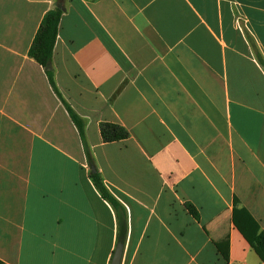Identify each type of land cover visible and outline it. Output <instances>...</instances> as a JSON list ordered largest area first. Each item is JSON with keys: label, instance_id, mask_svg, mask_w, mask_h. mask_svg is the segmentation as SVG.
Listing matches in <instances>:
<instances>
[{"label": "crops", "instance_id": "1", "mask_svg": "<svg viewBox=\"0 0 264 264\" xmlns=\"http://www.w3.org/2000/svg\"><path fill=\"white\" fill-rule=\"evenodd\" d=\"M260 60L264 0H0L1 264H264Z\"/></svg>", "mask_w": 264, "mask_h": 264}, {"label": "trees", "instance_id": "2", "mask_svg": "<svg viewBox=\"0 0 264 264\" xmlns=\"http://www.w3.org/2000/svg\"><path fill=\"white\" fill-rule=\"evenodd\" d=\"M59 19H60V11L57 9L51 10L45 15L29 49V56L38 65L44 68L50 86L52 87L56 95L60 98L59 93L52 80V73L49 69L52 50L57 36ZM260 63L264 68V61L260 60ZM62 103L72 123L74 124L80 136V139L83 141L84 129L81 119L70 109V107L65 103V101L62 100ZM100 134L104 142H115L119 140H124L128 137V133L123 127L119 126L118 124H109V123L101 124ZM89 177L93 181L96 188L99 190L101 196L107 201L112 202L113 201L112 198L102 186L101 177L99 176V174L96 171H93L90 172ZM190 213L193 216H195L194 210L191 208H190ZM236 227H238V230L240 231L242 236L246 239L248 244L253 248L259 259L264 263V230L257 238L253 239L247 236L243 228H241L238 225ZM118 240L120 242L124 241L122 224H119Z\"/></svg>", "mask_w": 264, "mask_h": 264}, {"label": "water", "instance_id": "3", "mask_svg": "<svg viewBox=\"0 0 264 264\" xmlns=\"http://www.w3.org/2000/svg\"><path fill=\"white\" fill-rule=\"evenodd\" d=\"M122 248H123V245L121 243H119L117 246H116V249L114 251V254H113V258H112V261H111V264H120L121 262V257H122Z\"/></svg>", "mask_w": 264, "mask_h": 264}]
</instances>
